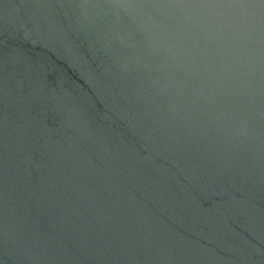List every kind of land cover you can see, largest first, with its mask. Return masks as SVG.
<instances>
[{"label": "water", "instance_id": "95a60500", "mask_svg": "<svg viewBox=\"0 0 264 264\" xmlns=\"http://www.w3.org/2000/svg\"><path fill=\"white\" fill-rule=\"evenodd\" d=\"M0 264H264V0H0Z\"/></svg>", "mask_w": 264, "mask_h": 264}]
</instances>
